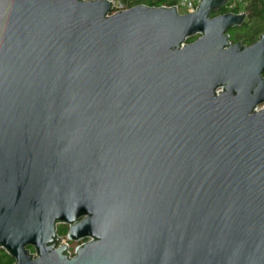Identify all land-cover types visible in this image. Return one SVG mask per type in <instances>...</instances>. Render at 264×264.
Segmentation results:
<instances>
[{"label": "water", "instance_id": "95a60500", "mask_svg": "<svg viewBox=\"0 0 264 264\" xmlns=\"http://www.w3.org/2000/svg\"><path fill=\"white\" fill-rule=\"evenodd\" d=\"M198 1L180 15L0 0V249L14 264H264V34L231 44L246 14ZM60 223L92 239L73 258Z\"/></svg>", "mask_w": 264, "mask_h": 264}, {"label": "trees", "instance_id": "16d2710c", "mask_svg": "<svg viewBox=\"0 0 264 264\" xmlns=\"http://www.w3.org/2000/svg\"><path fill=\"white\" fill-rule=\"evenodd\" d=\"M126 9L138 5H145L147 7H172L179 0H121ZM246 14V20L240 27L231 29L227 34L229 35V41L232 44L239 42L242 47H248L258 41L261 35L264 34V0H244ZM239 8H235L233 11H227L225 7H222L218 12L211 13L210 17L226 14H237ZM196 38L188 39L187 44L192 43ZM60 234H66L67 229H61ZM33 250L32 248H28ZM0 264H14V260L4 250L0 249Z\"/></svg>", "mask_w": 264, "mask_h": 264}, {"label": "built area", "instance_id": "2783aa9c", "mask_svg": "<svg viewBox=\"0 0 264 264\" xmlns=\"http://www.w3.org/2000/svg\"><path fill=\"white\" fill-rule=\"evenodd\" d=\"M242 1H244V0H228L224 7L227 9L228 12L233 11L235 8H237L239 6V3H242ZM109 2L112 4L111 5L112 11L110 14H115V13L127 10L122 3L116 2L115 0H109ZM198 4H199L198 0H179L172 7H175L177 13L179 11L183 10L187 14V13L194 12L197 9ZM172 7H169V8H172ZM241 13L242 12L238 11L237 14H241ZM229 14H231V13H229ZM198 37L199 36H195V37H191L188 39H192V38L197 39ZM188 39H186L185 42L180 46L181 48H183L185 45H188L186 43V41ZM221 91H222V89H217L215 91V94L218 95ZM262 108L263 107H259V108L255 109L254 112H258ZM91 241H92V239L71 241L69 239L67 233H66V235L61 238V241H60V244L58 245V247L66 246L65 247L66 248V255L68 256V258H73L78 248H80L81 246H83L86 243L91 242ZM31 254H32L33 258H35V256H36L35 253H31Z\"/></svg>", "mask_w": 264, "mask_h": 264}, {"label": "flooded vegetation", "instance_id": "af4514ba", "mask_svg": "<svg viewBox=\"0 0 264 264\" xmlns=\"http://www.w3.org/2000/svg\"><path fill=\"white\" fill-rule=\"evenodd\" d=\"M245 20H246V19H245ZM237 44H238V43H237ZM262 78H264V74L262 75ZM262 107L264 108V104L262 105ZM65 228H66L67 231H68V226H67V225H65V224H63V223H60V224H57V225H56L57 236L60 238V241H61V238L64 237L66 234L61 235L59 231H60L61 229H65ZM59 244H60V242H59ZM59 244H58V245H59ZM57 248H59V247L57 246ZM28 250H29V249H28ZM29 252H30V253H33V250L30 249Z\"/></svg>", "mask_w": 264, "mask_h": 264}, {"label": "rangeland", "instance_id": "374dc122", "mask_svg": "<svg viewBox=\"0 0 264 264\" xmlns=\"http://www.w3.org/2000/svg\"><path fill=\"white\" fill-rule=\"evenodd\" d=\"M116 2H119V3H121L122 1L121 0H115ZM245 1H242V3H239V6H238V8H239V11L240 12H242V13H245L244 12V8H245ZM218 12V11H217ZM178 14H180V15H184V14H186L183 10H181V11H179L178 12ZM230 31V30H229ZM228 31V32H229ZM238 43L240 42V41H237ZM232 44V43H231Z\"/></svg>", "mask_w": 264, "mask_h": 264}]
</instances>
